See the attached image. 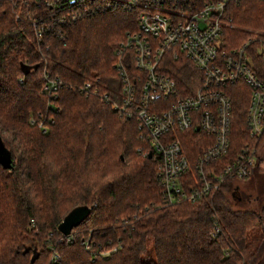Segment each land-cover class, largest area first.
Wrapping results in <instances>:
<instances>
[{
    "label": "trees",
    "instance_id": "obj_1",
    "mask_svg": "<svg viewBox=\"0 0 264 264\" xmlns=\"http://www.w3.org/2000/svg\"><path fill=\"white\" fill-rule=\"evenodd\" d=\"M62 4L0 0V264H264V203L227 180L195 203L164 205L154 152L137 123L103 99L136 12L80 10L71 20L78 9ZM228 12L243 39L264 36V0L233 1ZM167 67L179 87L191 74L183 59ZM48 80L58 85L54 95L43 91ZM224 91L233 156L255 143L249 90L238 83ZM180 135L190 162L211 142ZM256 144L252 172L264 161V132ZM78 207L89 212L68 242L57 227Z\"/></svg>",
    "mask_w": 264,
    "mask_h": 264
},
{
    "label": "built area",
    "instance_id": "obj_2",
    "mask_svg": "<svg viewBox=\"0 0 264 264\" xmlns=\"http://www.w3.org/2000/svg\"><path fill=\"white\" fill-rule=\"evenodd\" d=\"M233 1L61 0L78 9L71 20L80 10L136 12L137 29L127 32L115 48L117 77L103 99L121 117L137 123L139 139L158 160L156 177L166 206L195 203L227 180L248 179L259 155L256 143L264 132V36H249L232 45L234 23L228 8ZM178 59L191 69L180 87L167 67L168 60ZM238 83L249 90L246 125L255 143L247 142L229 156L232 104L224 90ZM57 87L55 80H48L43 91L54 95ZM81 91L93 89L87 83ZM185 132L211 141L192 162L180 135ZM64 237L71 241L70 235ZM89 243L81 242L86 249ZM58 259L54 253L51 261Z\"/></svg>",
    "mask_w": 264,
    "mask_h": 264
},
{
    "label": "rangeland",
    "instance_id": "obj_3",
    "mask_svg": "<svg viewBox=\"0 0 264 264\" xmlns=\"http://www.w3.org/2000/svg\"><path fill=\"white\" fill-rule=\"evenodd\" d=\"M236 25H234V29H236ZM236 30L230 33V39L232 45L236 46L241 44L245 39L242 36V33H235ZM257 34L256 31L249 34L252 35ZM246 37L248 35H245ZM243 39V40H242ZM247 88V87H246ZM248 90V89H247ZM264 161H262L259 165V171H254L252 175L245 181H235V184L239 185V190L246 198H250L254 200L256 203H264Z\"/></svg>",
    "mask_w": 264,
    "mask_h": 264
},
{
    "label": "water",
    "instance_id": "obj_4",
    "mask_svg": "<svg viewBox=\"0 0 264 264\" xmlns=\"http://www.w3.org/2000/svg\"><path fill=\"white\" fill-rule=\"evenodd\" d=\"M149 156H151V154ZM3 163H5L6 166L9 165L7 159H3ZM88 212L89 209L87 207H78L73 209L59 223L57 227L58 232L64 236L69 235L71 230L87 216Z\"/></svg>",
    "mask_w": 264,
    "mask_h": 264
}]
</instances>
